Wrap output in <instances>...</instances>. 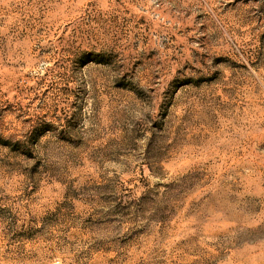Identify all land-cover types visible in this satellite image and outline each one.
Returning <instances> with one entry per match:
<instances>
[{"label":"rangeland","instance_id":"obj_1","mask_svg":"<svg viewBox=\"0 0 264 264\" xmlns=\"http://www.w3.org/2000/svg\"><path fill=\"white\" fill-rule=\"evenodd\" d=\"M0 264H264V0H0Z\"/></svg>","mask_w":264,"mask_h":264}]
</instances>
